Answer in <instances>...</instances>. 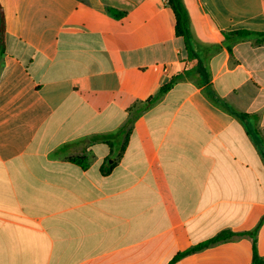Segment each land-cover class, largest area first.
<instances>
[{"label": "crops", "instance_id": "1", "mask_svg": "<svg viewBox=\"0 0 264 264\" xmlns=\"http://www.w3.org/2000/svg\"><path fill=\"white\" fill-rule=\"evenodd\" d=\"M183 2L0 0V264L264 260V0Z\"/></svg>", "mask_w": 264, "mask_h": 264}, {"label": "trees", "instance_id": "2", "mask_svg": "<svg viewBox=\"0 0 264 264\" xmlns=\"http://www.w3.org/2000/svg\"><path fill=\"white\" fill-rule=\"evenodd\" d=\"M168 5L172 8V10L175 13L176 16V33L178 36L182 37L185 41V44L187 46V49L193 45L194 39L191 34L190 30V18L188 11L184 5L183 0H168ZM0 19H1V56L4 54V34H5V19H4V14H3V9L0 5ZM226 37H233L232 43L239 41V40H255L257 44L259 45H264V33H255V32H250V31H238L235 33L227 34ZM229 50L231 51V47H229ZM180 77H175L173 78L169 83L163 85L157 95L154 97L150 98L148 101L143 103L144 107H149L153 103L157 102L160 98H162L169 90H171L174 85L178 82ZM99 141L102 142H107L105 141V138H99ZM108 143V142H107ZM72 162L77 163L83 167H87L88 162L85 158H72ZM104 172V171H103ZM263 222V221H262ZM262 222L258 225V227L253 230L250 233L246 234H241V236H249L253 240L254 244V258H253V264H264V260H262L256 251V246H257V236H258V231L259 228L262 224ZM237 234L231 232V231H224L214 237L213 239L200 244L197 247H194L190 249L189 251L183 252L176 256L174 260L170 264H175L177 261H179L181 258H183L186 255L198 252L200 250H203L207 247H210L212 245L218 244L220 242H225L233 239Z\"/></svg>", "mask_w": 264, "mask_h": 264}]
</instances>
